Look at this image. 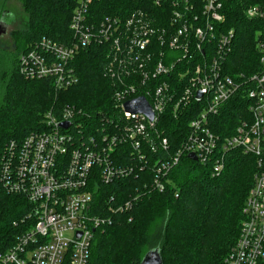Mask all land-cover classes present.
I'll return each instance as SVG.
<instances>
[{"label":"built area","instance_id":"built-area-1","mask_svg":"<svg viewBox=\"0 0 264 264\" xmlns=\"http://www.w3.org/2000/svg\"><path fill=\"white\" fill-rule=\"evenodd\" d=\"M100 1L76 0L72 40L37 41L20 56L18 68L26 79L50 80L56 91L66 90L80 80L77 55L92 44L102 45L108 58L106 74L118 86V115L102 116L93 130L76 122L81 110L65 105L46 113L43 130L10 142L0 179L9 193L28 198L33 224L10 248L0 249V264H89L96 230L111 225L118 214L131 213L142 196L121 200L114 194L98 203L99 188L144 171L148 146L167 152L170 142L157 129L161 116L169 108L175 116H188L196 102L198 112L189 123L187 139L167 159L157 160L150 187L164 191L171 170L186 153L213 163L216 172L223 170L229 150L256 157L254 183L228 264H264V71L239 79L225 72L235 38L234 30L218 29L225 21L227 0H153L168 12L160 14L167 19L165 26L141 9L126 17L99 16L92 6ZM247 13L264 21V1ZM258 48L264 64L263 30L258 32ZM242 89L250 99V118L222 138L212 129V118ZM138 97L151 106L152 120L125 107ZM64 122L69 127H62ZM120 147L127 148V159L124 152H116Z\"/></svg>","mask_w":264,"mask_h":264},{"label":"trees","instance_id":"trees-1","mask_svg":"<svg viewBox=\"0 0 264 264\" xmlns=\"http://www.w3.org/2000/svg\"><path fill=\"white\" fill-rule=\"evenodd\" d=\"M19 1L28 15V27L13 32L18 55L15 68L7 78L0 107V172L10 142L43 130L45 115L51 108L59 112L65 105L76 107L82 111L76 122L82 121L93 130L100 126L102 116L118 115V86L106 74L108 58L102 45L92 44L77 55L74 64L80 80L66 90L56 91L50 80H30L19 73L20 56L37 41L45 37L60 43L72 40L70 22L76 0ZM263 1L224 2L225 21L218 29L235 32L225 72L236 79L264 71L258 48V32L264 31V21L247 13L250 7ZM163 8L153 0H101L92 6V11L99 16L126 17L141 9L165 26L164 16L168 12ZM243 90L212 118V129L222 138L234 134L242 119L250 118V99ZM198 106L197 102L192 104L188 116L181 112L175 116L169 108L157 125L170 142L169 150L154 152L148 146V164L144 171L101 185L96 194L98 203L114 194L121 200L139 193L142 196L131 213L118 214L111 225L96 230L89 264H141L153 249L160 251L164 264H228L240 236L245 201L254 183L256 157L240 149L229 150L225 153L223 170L216 172L213 163L193 160L186 153L171 170L164 191L150 187L157 160L167 159L181 147ZM153 138L157 139L155 135ZM126 150L120 147L116 152L119 155L124 152L127 159ZM144 183L148 184L147 189L138 190ZM32 209L26 196L9 193L0 179V249L10 248L19 235L30 229Z\"/></svg>","mask_w":264,"mask_h":264},{"label":"rangeland","instance_id":"rangeland-1","mask_svg":"<svg viewBox=\"0 0 264 264\" xmlns=\"http://www.w3.org/2000/svg\"><path fill=\"white\" fill-rule=\"evenodd\" d=\"M1 21L4 22L6 31L0 32V107L3 103L7 78L17 62L18 52L13 32L28 27V15L19 0H0Z\"/></svg>","mask_w":264,"mask_h":264},{"label":"water","instance_id":"water-1","mask_svg":"<svg viewBox=\"0 0 264 264\" xmlns=\"http://www.w3.org/2000/svg\"><path fill=\"white\" fill-rule=\"evenodd\" d=\"M6 31V27L3 21L0 22V32L4 33ZM125 107L128 110H131L132 112H141L149 116V118L152 120L154 118L153 111L151 109V106L147 102V100L144 97H138L133 100L128 101L125 104ZM69 122H64L61 124L62 127L67 128L69 127ZM189 157L193 160H198L197 156L194 153H190ZM141 264H164L163 258L158 249L150 250L145 258L143 259Z\"/></svg>","mask_w":264,"mask_h":264}]
</instances>
